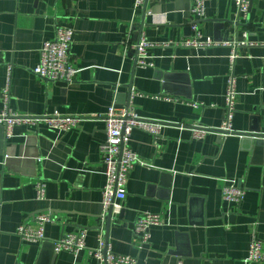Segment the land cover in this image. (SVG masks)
<instances>
[{
    "label": "crops",
    "instance_id": "obj_1",
    "mask_svg": "<svg viewBox=\"0 0 264 264\" xmlns=\"http://www.w3.org/2000/svg\"><path fill=\"white\" fill-rule=\"evenodd\" d=\"M249 1L246 18L231 0H206L198 18L192 0L138 7L135 0H0V114L9 82L12 113L80 120L63 133L43 123L15 125L9 136L0 124V264H96L86 250L56 254L44 241L22 242L17 228L42 212L52 215L43 229L50 243L85 229L87 248L102 236L135 264H250L252 238L264 242V139L191 138V127L221 126L230 48L150 47L146 68L133 54L138 40L179 42L194 27L204 38L245 42L235 48L232 129L264 137V0ZM57 26L72 34L68 55L78 72L69 84L33 74ZM128 86L129 107L163 127L156 139L141 130L125 138L139 163L127 172L120 214L107 221L103 116L111 106L125 108ZM37 183L43 200H36ZM227 184L242 189L240 205L222 201ZM144 213L162 220L145 244L132 232Z\"/></svg>",
    "mask_w": 264,
    "mask_h": 264
},
{
    "label": "built area",
    "instance_id": "obj_2",
    "mask_svg": "<svg viewBox=\"0 0 264 264\" xmlns=\"http://www.w3.org/2000/svg\"><path fill=\"white\" fill-rule=\"evenodd\" d=\"M194 6L192 14L198 18L203 17L206 0H192ZM238 12L247 17L249 11V0H231ZM144 0H135V6H141ZM193 35L179 42L171 41L162 44H150L141 41L135 48L137 49L136 64L141 68L150 66L147 50L150 47L177 46L189 49H205L210 47H228L230 73L226 78V89L224 93V119L217 130L194 126L191 127V138L202 140L207 134H216L220 138L237 135L233 132L232 122L234 119L236 106V77L233 67L236 60L235 48L245 45V42H225L216 41L211 38H204L196 28H193ZM71 31L65 27L57 26L53 40L44 42L39 50V64L33 70V74L39 78L50 81H63L67 84L75 80L78 70L74 68L69 60L68 51L71 44ZM3 110L0 114V124L5 127V132L9 136L15 125L43 123L51 130L66 132L79 123L77 118L64 117L58 113L52 115H42L39 117H23L11 112L8 106L9 82L1 91ZM105 124V140L99 146L100 161L104 166L105 186L102 190V209L106 213L112 207L113 214H120L121 202L126 196V175L139 160L128 147L124 146L125 138L130 136L133 130H141L149 134L152 138L159 137L163 125L155 120L140 118L131 107L121 108L111 106L103 116ZM240 137V136H239ZM241 138V137H240ZM258 139V138H256ZM264 139V137L259 138ZM121 144L123 147L121 148ZM36 200H43L44 185L36 184ZM243 200V191L240 187L227 184L222 190V201L226 204L240 205ZM52 215L48 212L38 213L33 216V225L26 222L19 226L16 235L22 242L37 243L46 241L43 234L44 226L51 223ZM161 218L156 214L144 213L140 215L133 224L132 232L134 236L143 244L147 243L152 227L160 226ZM87 230L82 229L73 233L64 234L59 240L53 242L54 252H66L73 255L81 251H88L96 264H135L133 258L112 253L102 236H98L95 248H87L85 244ZM247 262L250 264L264 263V242L252 238L249 246ZM176 264H182L180 260Z\"/></svg>",
    "mask_w": 264,
    "mask_h": 264
},
{
    "label": "water",
    "instance_id": "obj_3",
    "mask_svg": "<svg viewBox=\"0 0 264 264\" xmlns=\"http://www.w3.org/2000/svg\"><path fill=\"white\" fill-rule=\"evenodd\" d=\"M142 27H140V29H141ZM140 29H139V31H140ZM140 43V41L138 40L137 41V43H136V45L135 46H137L138 44ZM133 54H134V59H135V63H136V59H137V49L135 48L134 50H133ZM43 80H45V79H43ZM45 81H50V80H45ZM55 82H59V83H61V84H65V82H63V81H55ZM131 87L132 86H128V99H127V102H126V104H125V108H128L129 107V96H130V94H131ZM237 135H239L240 137H242V138H248V139H250V140H252V139H256V138H262L263 136H261V135H259V134H255V133H248V134H237ZM123 147V145L121 144V148ZM112 207H109V209L107 210V212H106V217H107V221H110L111 219H112ZM120 216V215H119ZM50 244L51 246H52V249H54V244L53 243H50V242H48V241H44L43 242V244ZM37 264H39V263H37Z\"/></svg>",
    "mask_w": 264,
    "mask_h": 264
}]
</instances>
